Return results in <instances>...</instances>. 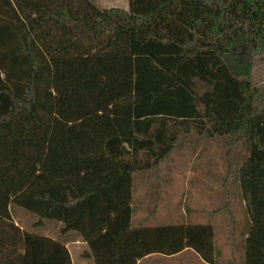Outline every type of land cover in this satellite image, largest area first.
<instances>
[{
	"label": "trees",
	"instance_id": "16d2710c",
	"mask_svg": "<svg viewBox=\"0 0 264 264\" xmlns=\"http://www.w3.org/2000/svg\"><path fill=\"white\" fill-rule=\"evenodd\" d=\"M261 55L264 0H0V264H72L11 204L34 226L62 222L92 264L185 248L214 264L210 224L131 226L133 174L191 130L248 151L245 264H264V87L249 63Z\"/></svg>",
	"mask_w": 264,
	"mask_h": 264
},
{
	"label": "rangeland",
	"instance_id": "374dc122",
	"mask_svg": "<svg viewBox=\"0 0 264 264\" xmlns=\"http://www.w3.org/2000/svg\"><path fill=\"white\" fill-rule=\"evenodd\" d=\"M94 1L103 8L128 7V0ZM249 63L252 83L264 87V55L250 56ZM247 156L240 141L208 138L194 130L179 136L156 168L133 174L131 226L213 224L214 249L220 261L228 260L226 254L231 251L237 262L242 257L239 232L247 219L238 168ZM10 212L23 230L67 242L72 264H92L89 259L82 263L87 244L74 231L63 232L62 222L46 219L42 226H34L38 220L34 213L14 204ZM156 255L142 264H161L164 259Z\"/></svg>",
	"mask_w": 264,
	"mask_h": 264
},
{
	"label": "crops",
	"instance_id": "0c3cea01",
	"mask_svg": "<svg viewBox=\"0 0 264 264\" xmlns=\"http://www.w3.org/2000/svg\"><path fill=\"white\" fill-rule=\"evenodd\" d=\"M210 225L213 226V224H210ZM213 228H214V226H213ZM249 229H250V222H249L248 215H247V219L244 223V226L239 232L240 242L238 243V248L241 249V251H242L241 259L237 260V262L234 261V253H231V251H230L229 253L226 254V255H228V258H227L228 260L225 261V258H223V261H220V259L218 257V251L215 250V263L214 264H245V240H246V237L248 236ZM213 231H214V229H213ZM61 242H64V241H61ZM81 242H82V244L86 243L84 241H81ZM64 243L69 250V244L67 242H64ZM213 243H214V236H213ZM187 252H189V253L186 254ZM156 254H159V253H153V254L147 255V256L139 259L136 264H142L143 260L150 258L152 256H159ZM82 257H83V255H82ZM83 258L84 259H82V263L85 262L87 259H89V258H85V257H83ZM160 258L164 259L163 261H160L161 264H208L205 261H203V259L201 257H199V255L194 250H192L190 248H185L182 251L175 253L173 255L160 254ZM89 260L91 261V259H89ZM91 263H92V261H91Z\"/></svg>",
	"mask_w": 264,
	"mask_h": 264
}]
</instances>
